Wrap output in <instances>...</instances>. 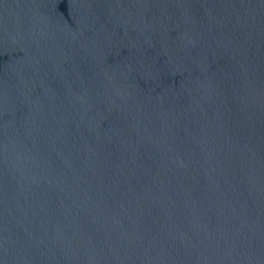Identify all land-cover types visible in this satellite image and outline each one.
I'll use <instances>...</instances> for the list:
<instances>
[{
    "label": "water",
    "instance_id": "water-1",
    "mask_svg": "<svg viewBox=\"0 0 264 264\" xmlns=\"http://www.w3.org/2000/svg\"><path fill=\"white\" fill-rule=\"evenodd\" d=\"M0 264H264V0H0Z\"/></svg>",
    "mask_w": 264,
    "mask_h": 264
}]
</instances>
